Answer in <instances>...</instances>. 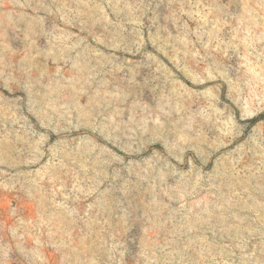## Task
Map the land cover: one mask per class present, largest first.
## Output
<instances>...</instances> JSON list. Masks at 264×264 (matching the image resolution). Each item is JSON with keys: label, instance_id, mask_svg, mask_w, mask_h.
I'll use <instances>...</instances> for the list:
<instances>
[{"label": "rangeland", "instance_id": "rangeland-1", "mask_svg": "<svg viewBox=\"0 0 264 264\" xmlns=\"http://www.w3.org/2000/svg\"><path fill=\"white\" fill-rule=\"evenodd\" d=\"M0 264H264V0H0Z\"/></svg>", "mask_w": 264, "mask_h": 264}]
</instances>
